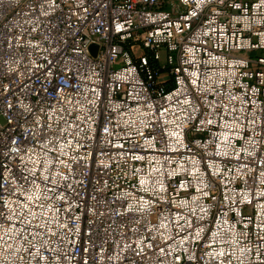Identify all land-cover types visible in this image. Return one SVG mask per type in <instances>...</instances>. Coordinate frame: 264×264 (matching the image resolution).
Instances as JSON below:
<instances>
[{
	"label": "built area",
	"instance_id": "built-area-1",
	"mask_svg": "<svg viewBox=\"0 0 264 264\" xmlns=\"http://www.w3.org/2000/svg\"><path fill=\"white\" fill-rule=\"evenodd\" d=\"M0 116V264H264V0H0Z\"/></svg>",
	"mask_w": 264,
	"mask_h": 264
},
{
	"label": "rangeland",
	"instance_id": "rangeland-1",
	"mask_svg": "<svg viewBox=\"0 0 264 264\" xmlns=\"http://www.w3.org/2000/svg\"><path fill=\"white\" fill-rule=\"evenodd\" d=\"M159 54H160L159 62H160L161 64L165 63V61H166V51H165V49H161V50L159 51ZM0 123H4V118L1 117V116H0Z\"/></svg>",
	"mask_w": 264,
	"mask_h": 264
}]
</instances>
